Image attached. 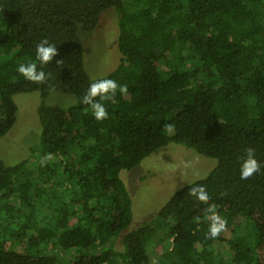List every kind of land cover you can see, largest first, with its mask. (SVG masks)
I'll return each instance as SVG.
<instances>
[{"label":"trees","instance_id":"16d2710c","mask_svg":"<svg viewBox=\"0 0 264 264\" xmlns=\"http://www.w3.org/2000/svg\"><path fill=\"white\" fill-rule=\"evenodd\" d=\"M113 9L122 57L91 79L85 44ZM43 40L57 47L48 65ZM26 63L45 81L21 75ZM104 79L128 90L96 97L108 113L97 120L83 99ZM31 92L41 147L14 166L0 158V264H264V0H0V138L14 96ZM52 92L77 102L47 105ZM171 143L216 167L123 237L134 213L121 172ZM248 149L259 170L244 180ZM200 185L206 201L190 194ZM214 215L226 227L211 238Z\"/></svg>","mask_w":264,"mask_h":264},{"label":"rangeland","instance_id":"374dc122","mask_svg":"<svg viewBox=\"0 0 264 264\" xmlns=\"http://www.w3.org/2000/svg\"><path fill=\"white\" fill-rule=\"evenodd\" d=\"M118 35L116 11L109 10L102 16L99 27L85 44V68L91 79L104 77L119 65L122 55L118 49ZM14 101L18 108L16 123L4 137L0 138V158L8 166L30 159L31 149L41 147L42 127L37 112L42 103L40 93L17 94ZM76 102L74 96L57 92H52L45 100L47 105L63 108L75 105ZM216 165L215 159L171 143L146 158L137 168L122 171L121 177L131 195L134 213L132 224L121 233L122 236L125 237L127 233L152 221L156 211L178 190L207 177ZM238 221V224H241V232H253L250 221L241 218ZM153 248L154 254L158 255L155 257L156 260L162 256V251L158 249L156 243Z\"/></svg>","mask_w":264,"mask_h":264},{"label":"clouds","instance_id":"9594fccd","mask_svg":"<svg viewBox=\"0 0 264 264\" xmlns=\"http://www.w3.org/2000/svg\"><path fill=\"white\" fill-rule=\"evenodd\" d=\"M37 58L42 65H48L57 56V47L51 44L48 40H43L36 45ZM61 61H57L60 64ZM17 71L26 79L43 82L46 79V74L43 70L38 71L35 63H26L18 66ZM117 89L121 93L127 92L126 86H119L114 80L104 79L90 84L87 93L84 96L83 103L91 106L93 115L97 120H103L107 117V109L101 102H96L95 98L100 97L101 100L110 99L115 95ZM170 130V129H169ZM259 170V164L255 159V154L252 149H248L247 158L244 160L243 166L240 167L241 179H248ZM190 194L198 200H208L209 194L205 186L191 188ZM212 224L209 228L211 238H216L226 227V221L219 216H213Z\"/></svg>","mask_w":264,"mask_h":264}]
</instances>
